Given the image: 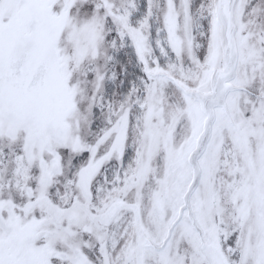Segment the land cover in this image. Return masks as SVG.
I'll list each match as a JSON object with an SVG mask.
<instances>
[{
  "label": "snow or ice",
  "instance_id": "6c2138e0",
  "mask_svg": "<svg viewBox=\"0 0 264 264\" xmlns=\"http://www.w3.org/2000/svg\"><path fill=\"white\" fill-rule=\"evenodd\" d=\"M0 264H264V0H0Z\"/></svg>",
  "mask_w": 264,
  "mask_h": 264
}]
</instances>
